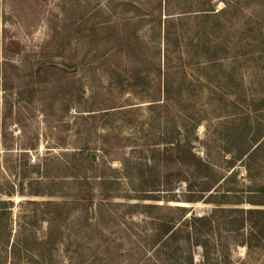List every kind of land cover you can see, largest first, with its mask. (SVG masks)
<instances>
[{
	"label": "rangeland",
	"instance_id": "1",
	"mask_svg": "<svg viewBox=\"0 0 264 264\" xmlns=\"http://www.w3.org/2000/svg\"><path fill=\"white\" fill-rule=\"evenodd\" d=\"M0 58L17 65L7 68L10 88L0 92V264H31L38 248L44 264H171L153 243L148 218L126 207L144 202L136 167L151 164L160 181L178 170L158 151L165 128L188 137L220 178L235 175L218 189L245 195L264 184V152L249 171L244 158L230 167L226 152L236 129L264 133V0H0ZM45 61L74 68L38 72ZM135 71L150 82L133 85ZM166 80L181 89L170 101ZM78 148L96 166L83 170L71 158ZM38 158L36 177L30 164ZM80 171L91 190L77 188ZM171 187L154 192L151 202L161 208L154 216L177 219L176 205L188 207L187 217L215 206L171 201L183 199L185 185L174 179ZM36 189L55 194H29ZM33 201L69 203L57 230L47 229L52 208ZM245 232L212 235L211 255L264 264V248L245 247ZM182 246L202 264L201 247Z\"/></svg>",
	"mask_w": 264,
	"mask_h": 264
},
{
	"label": "trees",
	"instance_id": "2",
	"mask_svg": "<svg viewBox=\"0 0 264 264\" xmlns=\"http://www.w3.org/2000/svg\"><path fill=\"white\" fill-rule=\"evenodd\" d=\"M17 65L13 61L0 58V92L4 94L10 87L5 83V73L7 68L16 69ZM67 68H60L56 63L51 61H45L44 66H39L38 72L41 70H60L63 73H68L74 68V65H67ZM132 73L131 79L134 80L133 85L141 82L149 81V75H140L137 71ZM172 81L166 80L162 85L163 96L166 101L173 99V94L177 93L180 96L181 89L178 87L177 91L173 89ZM4 102L6 103V95H3ZM199 123L197 120L192 125L194 130ZM186 126V124H185ZM230 145L226 152L231 154L229 162L230 167L236 160L245 159L243 165L246 170H250L249 163L258 155L264 152V133L254 129L249 125L239 130L236 129L230 133L229 139ZM162 149L158 150L162 156L161 160L165 164L174 163L178 170L174 173H167L160 181L159 174L154 173V168L150 164L145 163L144 168L142 166L136 167L137 183L135 185V192L137 193V199L144 202L127 203L126 207L130 212H139L144 214L145 218H148V226L153 231V243L158 247H161V252L168 262L171 264H193V256L190 251L185 252L182 244L188 242L190 245L199 246L202 249V264H227L224 257L220 258L211 255L210 237L214 234L225 232H237L246 229L244 236V245L248 249L252 248H264V184H260L254 190H250L247 194L236 193L228 190H220L218 188L223 186V182L234 180L235 175L229 174L225 178H220L211 165L205 160L201 159L192 150L191 142L188 137L183 135L180 130L175 129L168 131L167 128L162 132ZM238 144V147H234ZM45 155L42 159H46ZM72 159H78L80 165L84 170L96 166L93 156L88 153L87 149H75L71 153ZM159 159V161H161ZM84 162L87 166L84 167ZM41 159L33 161L30 164L31 172L39 176ZM38 174V175H37ZM89 178L85 171H80L75 177L78 189L91 190ZM176 180L179 183H184L185 189L182 193L183 199L180 200L176 197H171V201L194 203L203 202L206 204L215 205L209 210V212L203 214H196L191 212L188 217L187 208L183 205H176L173 207L178 212V218L164 215L162 217L154 216V211L161 209L159 205L152 203L151 201L157 200L154 192L158 191L159 185L163 186V190L166 192L172 191V181ZM38 179L31 180V184L38 185ZM158 186V187H157ZM46 190V189H45ZM32 196L48 195L52 196L55 193L53 191L44 190H30ZM108 194V193H107ZM233 195V196H232ZM148 201L150 203H145ZM34 204H48L50 210V216L46 220L48 232L57 230L59 222L62 220L64 213L67 212L68 202L62 204L55 203V201H43L42 203L34 202ZM92 199L88 201V207L92 208ZM5 204L0 200V205ZM109 205H115L116 203L108 202ZM243 204L248 207H242ZM0 206V226L3 222L4 216L2 207ZM171 208V207H170ZM52 212V213H51ZM54 212V214H53ZM99 217L103 214V210L98 211ZM88 218L92 217V211L87 210ZM218 216V217H217ZM220 216V218H219ZM95 225V224H94ZM96 226V225H95ZM51 234L47 233L50 237ZM46 236V237H47ZM18 242V241H17ZM12 243L9 249L10 252L15 250L16 246L20 245L18 242ZM47 239L40 240L39 245H46ZM183 242V243H182ZM21 246V245H20ZM29 260L31 264H44L42 252L43 249H33Z\"/></svg>",
	"mask_w": 264,
	"mask_h": 264
}]
</instances>
